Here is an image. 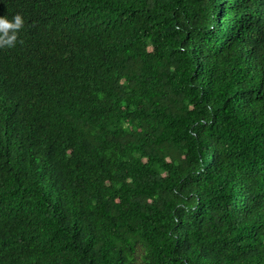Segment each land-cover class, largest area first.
Wrapping results in <instances>:
<instances>
[{"label":"trees","instance_id":"1","mask_svg":"<svg viewBox=\"0 0 264 264\" xmlns=\"http://www.w3.org/2000/svg\"><path fill=\"white\" fill-rule=\"evenodd\" d=\"M0 264H264V0H0Z\"/></svg>","mask_w":264,"mask_h":264},{"label":"clouds","instance_id":"2","mask_svg":"<svg viewBox=\"0 0 264 264\" xmlns=\"http://www.w3.org/2000/svg\"><path fill=\"white\" fill-rule=\"evenodd\" d=\"M25 23L24 17L16 13L11 18L8 15H0V48H13L16 46L19 31Z\"/></svg>","mask_w":264,"mask_h":264}]
</instances>
